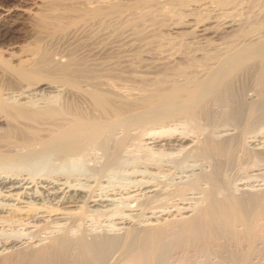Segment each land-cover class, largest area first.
Wrapping results in <instances>:
<instances>
[{"label": "bare ground", "instance_id": "obj_1", "mask_svg": "<svg viewBox=\"0 0 264 264\" xmlns=\"http://www.w3.org/2000/svg\"><path fill=\"white\" fill-rule=\"evenodd\" d=\"M203 7L135 87L128 32L0 56V264H264V0Z\"/></svg>", "mask_w": 264, "mask_h": 264}, {"label": "rangeland", "instance_id": "obj_2", "mask_svg": "<svg viewBox=\"0 0 264 264\" xmlns=\"http://www.w3.org/2000/svg\"><path fill=\"white\" fill-rule=\"evenodd\" d=\"M206 1L0 0V14L9 11L2 15L4 20H0L3 23L0 24V56L12 58L10 56L32 51L39 60L35 65L48 75L49 70L56 67L53 52L58 49V43L71 40L86 46L103 44L128 32L131 42L135 43L131 51L136 56L124 66L120 77L123 76L130 87H135L148 81L144 76L148 71L143 69L147 62L145 56L139 55L140 51L188 54L187 39L168 28L188 15L205 13L203 5ZM175 57L156 67L171 70L188 63L183 57ZM106 58L109 57L102 59ZM84 87L90 89L93 86L86 84ZM51 92L59 94L56 102L62 103L61 90ZM255 178L258 177L248 179V187H255L260 182L253 180Z\"/></svg>", "mask_w": 264, "mask_h": 264}]
</instances>
